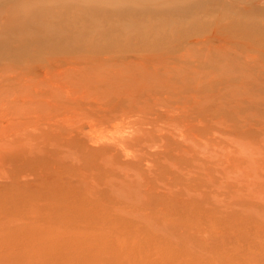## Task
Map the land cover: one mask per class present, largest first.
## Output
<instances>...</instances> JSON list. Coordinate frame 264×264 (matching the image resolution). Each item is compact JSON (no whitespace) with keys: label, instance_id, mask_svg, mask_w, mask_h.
<instances>
[{"label":"rangeland","instance_id":"rangeland-1","mask_svg":"<svg viewBox=\"0 0 264 264\" xmlns=\"http://www.w3.org/2000/svg\"><path fill=\"white\" fill-rule=\"evenodd\" d=\"M196 263L264 264V0H0V264Z\"/></svg>","mask_w":264,"mask_h":264},{"label":"bare ground","instance_id":"bare-ground-1","mask_svg":"<svg viewBox=\"0 0 264 264\" xmlns=\"http://www.w3.org/2000/svg\"><path fill=\"white\" fill-rule=\"evenodd\" d=\"M111 164V163H110ZM60 211V213L57 215L58 216V218H59V220H62V221H70L71 222V218L73 217L72 215H67L68 214V212L65 210V208L64 209H60L59 210ZM58 222H61V221H58ZM13 230H15V229H13ZM22 230V229H21ZM21 230H19V231H17V230H15V231H17V232H19L20 234H22V231ZM24 230H26V231H23L24 233V235L26 236V238L28 239V241H27V244L28 243H30V245H33L32 243H33V241H36V240H39V238L41 237V233L39 232V231H37L36 230V227L35 226H33V225H31L30 223H28L27 225H26V227L24 228ZM11 231H12V229H11ZM14 231V232H15ZM10 232V231H9ZM10 235V234H9ZM12 236L13 237H18L17 235H14L13 234V232H12ZM21 236H23V235H21ZM20 235H19V237H21ZM23 238V237H22ZM14 239V238H13ZM19 239V238H18ZM20 240V239H19ZM19 240H17V242H19ZM29 240H32V241H29ZM67 240V239H66ZM69 241H71V240H69ZM79 241H80V239H79ZM16 242V241H15ZM38 243V242H37ZM96 243V242H95ZM20 245V244H19ZM21 245H22V242H21ZM37 245V244H36ZM144 246V245H143ZM142 246V247H143ZM145 247V246H144ZM180 253V252H179ZM196 264H198V263H196Z\"/></svg>","mask_w":264,"mask_h":264}]
</instances>
